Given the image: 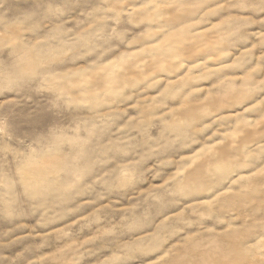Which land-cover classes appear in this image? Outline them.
Here are the masks:
<instances>
[{
	"label": "rangeland",
	"instance_id": "1",
	"mask_svg": "<svg viewBox=\"0 0 264 264\" xmlns=\"http://www.w3.org/2000/svg\"><path fill=\"white\" fill-rule=\"evenodd\" d=\"M206 263L264 264V0H0V264Z\"/></svg>",
	"mask_w": 264,
	"mask_h": 264
},
{
	"label": "bare ground",
	"instance_id": "2",
	"mask_svg": "<svg viewBox=\"0 0 264 264\" xmlns=\"http://www.w3.org/2000/svg\"><path fill=\"white\" fill-rule=\"evenodd\" d=\"M247 227H248V226H247ZM232 234H233V233H232ZM214 239H215V238H214ZM211 240H212V239H211ZM213 244H214V242H213ZM214 246H215V244H214ZM215 247H216V246H215ZM215 247H214V248H215ZM211 248H212V247H211ZM214 248H213V249H214ZM235 249H236V248H235ZM214 251H215V250H214ZM228 251H229V250H228ZM212 252H213V251H212ZM217 252H218V249H217ZM224 252H225V251H224ZM226 253H228V252H226ZM231 253H232V252H231ZM218 254H219V253H218ZM213 255H214V254H213ZM213 255H212V256H213ZM215 255H216V254H215ZM220 255H221V254H220ZM224 255L226 256V254H224ZM224 255H222V257H223ZM229 255H230V254H229ZM229 255L227 254V256H229ZM231 255H232V254H231ZM239 255H240V254H239ZM225 256H224V257H225ZM205 257H206V254H205ZM222 257H221V259H222ZM232 257H233V256H232ZM199 258H200V257H199ZM230 258H231V257H230ZM225 259H227V258H225ZM206 260H207V257H206ZM232 260H233V259H232ZM203 261H204V260H203ZM206 264H207V263H206Z\"/></svg>",
	"mask_w": 264,
	"mask_h": 264
}]
</instances>
